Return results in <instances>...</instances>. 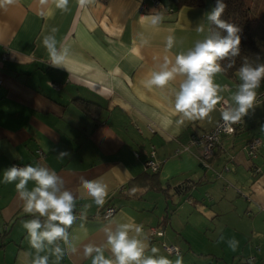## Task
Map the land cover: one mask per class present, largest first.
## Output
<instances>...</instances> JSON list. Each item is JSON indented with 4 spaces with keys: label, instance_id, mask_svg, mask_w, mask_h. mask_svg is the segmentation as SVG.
Segmentation results:
<instances>
[{
    "label": "crops",
    "instance_id": "obj_1",
    "mask_svg": "<svg viewBox=\"0 0 264 264\" xmlns=\"http://www.w3.org/2000/svg\"><path fill=\"white\" fill-rule=\"evenodd\" d=\"M244 1L250 31L264 42V0ZM68 7L62 12L54 0L0 6V264H30L34 255L23 228L33 217L24 212L15 183H3L13 164L56 171L77 197V220L68 231L78 238L79 252H67L59 264H91L84 246L105 245V228L118 223L141 225L148 254L154 246L173 262L178 256L167 254L162 242L179 249L183 264H264V99L255 100L233 136L220 138L206 166L198 147H185L190 136L217 124L224 101L205 119L178 123L174 98L182 77L164 88L144 86L165 57L174 62L206 37L211 0L181 8L173 0H161L158 8L151 0H93L85 8L69 0ZM156 13L164 19L153 27L147 17ZM52 29L57 47L67 49L61 67L50 64L42 45ZM170 34L176 42L167 50ZM215 80L230 89L221 95L231 103L238 75L221 72ZM254 138L261 145L249 157L245 147ZM61 151L71 156L59 159ZM151 152L155 176L144 166ZM82 176L108 185L103 207L87 196ZM33 186L30 181L29 190ZM84 204L92 207L81 220ZM109 206L115 214L100 218ZM150 228L163 236L151 240Z\"/></svg>",
    "mask_w": 264,
    "mask_h": 264
},
{
    "label": "clouds",
    "instance_id": "obj_2",
    "mask_svg": "<svg viewBox=\"0 0 264 264\" xmlns=\"http://www.w3.org/2000/svg\"><path fill=\"white\" fill-rule=\"evenodd\" d=\"M46 2L47 0H41V3ZM92 2L93 0H78V5L85 8ZM5 3L11 4L13 0H0V6ZM54 3L62 12L69 11V0H54ZM226 7L225 0H215L214 7L205 14L207 22L220 31L210 28L204 39L196 41L187 51L178 53L174 62L165 57L159 70L151 72L150 78L144 81L147 88H164L177 77H182L174 98L175 110L180 114L178 123L205 119L224 101L221 119L227 131L231 132V125L238 123L253 108L257 89L264 81V63L253 65L245 61L241 64L237 71L240 82L231 95V103L221 95L230 89L215 80L217 74L233 67L234 60L231 58L239 56L241 50L240 27L221 19ZM147 19L156 27L163 22L164 17L162 13H156ZM195 30L203 33L204 25L198 24ZM55 32L56 29H52L44 35L42 45L48 52L50 64L61 67L66 59L67 49L57 47ZM141 42L148 43L146 40ZM175 42V36L168 35L166 49L171 50ZM225 59L230 62L222 66L220 61ZM70 156L68 151H61L57 155L59 159ZM30 181L34 186L29 190ZM3 183H15L16 192L23 201L24 212L33 217L23 222L28 243L34 250L30 264H49L50 257H55L56 264H59L67 252H79L78 243L73 242L74 239L78 241V238L68 231L77 220V197L65 187L64 179L56 171L40 164H27L23 167L12 165L4 171ZM79 183L95 206L105 205L109 194L107 184L100 179L89 180L83 176ZM91 207L92 204L82 206L79 214L81 220L86 219ZM104 231L105 245L88 243L83 248V255L91 259V264H183L182 257L178 256L173 262L166 256L159 255V248L154 246L150 249L151 254H148L149 244L146 237L142 238L141 225L118 223L115 228L106 227ZM235 245V241H229L230 247Z\"/></svg>",
    "mask_w": 264,
    "mask_h": 264
},
{
    "label": "built area",
    "instance_id": "obj_3",
    "mask_svg": "<svg viewBox=\"0 0 264 264\" xmlns=\"http://www.w3.org/2000/svg\"><path fill=\"white\" fill-rule=\"evenodd\" d=\"M153 7L158 8L160 6L161 0H151ZM264 99V92L257 94L256 101H260ZM224 107V103L221 105V110ZM239 123V122H238ZM238 123L232 124L231 128L233 129L231 132L227 131L224 122L220 118L217 124L208 132L202 133L201 135H192L190 136L187 146L185 149L187 150L190 146H196L200 149V160L201 162L208 166L210 162L214 149L218 144L219 140L223 136H233L236 133L238 128ZM261 145V141L258 138L252 139L250 142L247 143L245 150L249 157L255 156L256 151ZM153 152L150 153V157L144 162V166L146 170H149L152 173L158 171L159 166L153 161ZM19 167H23L18 164H13ZM116 212V209L112 206L106 207L99 215L102 219H108L112 217ZM163 232L158 228H150L148 231V237L152 240L157 237H162ZM162 249L169 255L179 256L180 251L177 247L173 245L166 244L162 242L161 244Z\"/></svg>",
    "mask_w": 264,
    "mask_h": 264
},
{
    "label": "trees",
    "instance_id": "obj_4",
    "mask_svg": "<svg viewBox=\"0 0 264 264\" xmlns=\"http://www.w3.org/2000/svg\"><path fill=\"white\" fill-rule=\"evenodd\" d=\"M105 1V0H104ZM176 8L181 7H201L203 0H173ZM212 7L215 5V0H211ZM227 7L222 14L221 19L240 27L241 45L240 55L234 58V65L230 69H226L222 73L227 76L237 74V71L245 61L252 63H264V42L258 41L250 31L251 10L248 8L244 0H225ZM213 31H220L211 25ZM224 34V33H221ZM229 59L220 61L222 66L229 63ZM156 172L152 175L155 176Z\"/></svg>",
    "mask_w": 264,
    "mask_h": 264
}]
</instances>
